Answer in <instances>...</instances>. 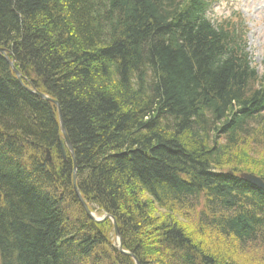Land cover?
<instances>
[{
  "label": "trees",
  "instance_id": "trees-1",
  "mask_svg": "<svg viewBox=\"0 0 264 264\" xmlns=\"http://www.w3.org/2000/svg\"><path fill=\"white\" fill-rule=\"evenodd\" d=\"M213 1L0 0V264H135L32 89L139 264H264V77Z\"/></svg>",
  "mask_w": 264,
  "mask_h": 264
},
{
  "label": "rangeland",
  "instance_id": "rangeland-1",
  "mask_svg": "<svg viewBox=\"0 0 264 264\" xmlns=\"http://www.w3.org/2000/svg\"><path fill=\"white\" fill-rule=\"evenodd\" d=\"M233 14H235L238 19H242L245 22L246 25L245 32L247 34V40H248V53L250 55L252 62L251 66L256 68V71L260 77H263L264 76V71H263L264 0H219V2L213 7L209 18H211L213 23H216L222 20L231 19L230 17ZM95 214L97 218L103 217V215L99 216L97 215V213ZM191 218H193L196 221L194 215H192ZM182 223L185 225L186 228H188V230L191 233L193 231H197V227H196L197 224L193 222L190 223V221H185V222L182 221ZM200 238L202 237H198L197 241H200ZM112 241L114 243L117 241L115 232ZM259 258L260 257L255 254L253 255L247 254L243 259L245 261H249Z\"/></svg>",
  "mask_w": 264,
  "mask_h": 264
},
{
  "label": "water",
  "instance_id": "water-1",
  "mask_svg": "<svg viewBox=\"0 0 264 264\" xmlns=\"http://www.w3.org/2000/svg\"><path fill=\"white\" fill-rule=\"evenodd\" d=\"M4 50H1L0 49V53L1 54H4ZM12 70L14 71L15 75L17 76L18 80L21 82V75L19 74V72L15 69L14 67V61L13 62H9ZM37 96H39L41 99L43 100H48L52 103H54L57 108H58V115H59V125H60V130H61V133L63 135V138H64V142H61L60 143V146H61V150H62V156L66 157V151H65V146L68 148V151L69 153L71 154L73 160H74V177H73V184H74V189H75V192L81 202V205L82 207L84 208L86 214L95 222L97 223H103L107 220H111L113 222V226H114V230H115V236H116V242H115V247L117 248V250L124 254V255H127V256H130L134 259L135 261V264H139L138 260L136 257H134L133 255L127 253V252H124L123 249H122V241H121V235H120V232H119V229H118V226L116 224V221L114 220L113 217H111L110 215H104L101 219H98L93 213L90 212V210L88 209L87 205L85 204V202L83 201V199L81 198V195L76 187V173H77V165H76V162H75V157H74V151H73V148H72V145H71V142L69 140V137L67 135V132H66V129H65V126H64V122H63V118H62V114H61V110H60V107H59V104L55 101H52L50 99H48L45 95L43 94H40L38 93ZM47 160L50 161V153L47 151ZM241 178L246 181L247 183L261 189L264 191V182L254 176V175H251V174H242L241 175Z\"/></svg>",
  "mask_w": 264,
  "mask_h": 264
}]
</instances>
